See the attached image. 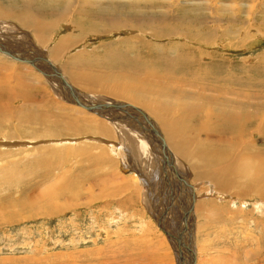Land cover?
Segmentation results:
<instances>
[{
  "label": "rangeland",
  "instance_id": "1",
  "mask_svg": "<svg viewBox=\"0 0 264 264\" xmlns=\"http://www.w3.org/2000/svg\"><path fill=\"white\" fill-rule=\"evenodd\" d=\"M0 27V43L46 55L84 102L140 108L186 182L161 191L149 132L68 103L0 53V264H179L158 225L171 233L176 212L195 264H264V0H0Z\"/></svg>",
  "mask_w": 264,
  "mask_h": 264
},
{
  "label": "bare ground",
  "instance_id": "2",
  "mask_svg": "<svg viewBox=\"0 0 264 264\" xmlns=\"http://www.w3.org/2000/svg\"><path fill=\"white\" fill-rule=\"evenodd\" d=\"M81 1H83V0H81ZM86 1V0H85ZM29 2V1H28ZM27 2V3H28ZM86 5V4H85ZM28 6V5H27ZM26 8V7H25ZM39 8H41V7H39ZM26 9H28V8H26ZM32 9V8H31ZM41 10H43L42 8H41ZM105 10V9H104ZM103 10V11H104ZM111 10V9H110ZM27 11V10H26ZM28 12V11H27ZM13 13V12H12ZM32 13H33V11H32ZM35 13V12H34ZM33 13V14H34ZM1 28V27H0ZM0 35H1V33H0ZM16 46H18V44H16V43H14ZM0 49H5L6 50V52H8L10 55H14V56H16V57H18V58H20L21 60H24V61H21V62H26V63H28V64H31V65H33L34 67H36L43 75H45V76H47V77H49L50 79H52V81H56V82H58V84H59V87H61V92H62V98L63 99H65V101H67L68 103H70V104H73V105H77L78 107L79 106H82V105H86V106H90V105H92V104H95V103H101V102H96V101H89V102H87L89 99H87V101L86 102H84L85 101V99H84V95H83V92L80 90V89H78L77 87H75L74 85H72L71 84V82L68 80V78H66L65 76H64V74H63V72H62V70L58 67V66H56L55 64H53L51 61H50V59L46 56V55H38V54H36L35 56H33L32 54H35V51H32L31 50V55H23V54H21V55H18L17 53H14L15 51H13V49L11 48V46L8 44V45H6L5 43H0ZM29 50H26V52H28ZM1 53V52H0ZM43 57H46V58H44V59H47V61H49L53 66L55 65L56 67H57V69H53L51 66H49V64H47L46 62H42L41 60H42V58ZM32 62H34L33 64H32ZM0 82H2V81H0ZM4 83V82H3ZM9 83V82H8ZM3 85V84H2ZM20 85V84H19ZM19 85H18V87H19ZM57 85V84H56ZM56 85H54L53 84V86H56ZM21 86V85H20ZM56 87H58V85L56 86ZM28 89V88H27ZM5 90H9V92H11V94L10 95H12L13 93H12V89H8V88H6ZM57 90V89H56ZM1 91V90H0ZM153 91V90H152ZM4 93H7V96H9V93H8V91H5ZM25 94H26V92H25ZM65 95V98H64V95ZM24 95V94H23ZM70 95H72V96H74V97H76L77 98V100L79 101V103L78 104H75L73 101H74V98H70ZM5 96V95H4ZM13 96V95H12ZM11 96V97H12ZM11 97H7V98H9V100H11ZM17 97H19V96H17ZM27 98H29V97H27ZM1 99V98H0ZM3 99V98H2ZM25 99H26V97H25ZM29 101V100H28ZM3 104V103H2ZM103 104H112V106H109V107H107V106H105L104 108L106 109V111H108V113L107 112H101V111H98V110H94L96 113L98 112V114L99 115H101L103 118H106V119H108V120H110V121H112V122H114V123H116V127H118L119 126V128L121 129V128H125V129H127V130H130L132 133H134V134H136V135H138V136H140V137H145V139H148L149 138V135H147L146 133L144 134L143 132H140V131H144V132H146V129L142 126V124H141V122H142V118H139V117H134V119H135V121L134 122H132V120H130L131 119V115H130V113L132 114V111L133 112H138V114L140 115V114H142V115H144L145 113L140 109V108H138V107H135V106H133V105H131V104H129V102H122V101H113V102H103ZM151 104V103H150ZM150 104H148V103H144V106H148V108H152L153 106H152V104L150 105ZM114 105V106H113ZM119 106V107H121V109L120 108H118V107H116V106ZM150 105V106H149ZM83 107V106H82ZM3 108V107H2ZM1 109V108H0ZM153 109V108H152ZM151 109V110H152ZM110 110H115V111H118L119 113H120V111H122V110H129V114L126 112V111H123L124 113H118V112H115L114 111V113L112 114V113H110ZM154 111L153 112H158V114H156L157 116H159L161 119H164V116L162 115V113L160 114V109H158V110H156V109H153ZM1 111H2V109H1ZM91 111V110H90ZM23 112V111H22ZM113 112V111H112ZM195 112V111H194ZM20 113V112H19ZM25 114V113H24ZM126 114H128V115H130V116H128V118L126 117L127 115ZM25 116H27V114L25 115ZM100 116V117H101ZM22 117V116H21ZM24 117V116H23ZM192 117V116H191ZM224 117V116H223ZM230 118V117H229ZM228 118V119H229ZM3 119V118H2ZM151 119V118H150ZM239 119V118H238ZM253 119V118H252ZM225 120V119H224ZM246 121V120H245ZM162 122H164V121H162ZM243 122V121H242ZM144 123V122H143ZM154 123V122H153ZM233 123V122H232ZM237 123V122H236ZM70 124V123H69ZM68 124V125H69ZM74 124V123H73ZM72 124V125H73ZM118 124V125H117ZM155 124V123H154ZM234 124H235V122H234ZM67 125V126H68ZM227 125V124H226ZM236 125V124H235ZM64 126V125H63ZM121 126V127H120ZM157 126V125H156ZM230 126H231V124H230ZM234 126V125H233ZM66 127V126H65ZM65 127H63L62 129H66ZM71 127V126H70ZM237 127V126H236ZM78 128V127H77ZM105 126H99V125H96V127H94V129L95 130H97V131H105ZM137 128H140L141 130L140 131H138V129ZM159 128V127H158ZM70 129V128H69ZM24 131V130H23ZM159 131H160V129H159ZM222 131H224V132H227V130L224 128V127H222ZM239 129L236 131L235 130V133L236 134H238L239 132ZM161 132V131H160ZM163 136V135H162ZM1 137V136H0ZM133 140H136L135 138H133ZM162 141H163V143H165V141H164V138L162 137ZM166 144V143H165ZM147 145L149 146V143L147 142ZM147 148H149V147H147L146 146V149L145 150H148ZM169 148L167 147V145H166V150H167V152H169V153H172L171 152V150H168ZM150 151V150H149ZM149 151L147 152V156H145L144 157V161L146 162V163H148V166H150L151 165V163H152V157H151V155H150V153H149ZM1 152V151H0ZM40 152V151H39ZM65 152V151H64ZM151 152V151H150ZM7 153V152H6ZM38 153V152H37ZM58 153V151H56V150H54V149H52V150H50V152H48L47 154H42V156H43V163H44V160H46V159H50V158H52V155L54 154V155H56ZM152 154V153H151ZM173 154V153H172ZM1 155V154H0ZM42 159H39L37 162L39 163V161H41ZM54 160V159H53ZM60 161V160H59ZM66 161V160H65ZM165 161V160H164ZM41 162V163H42ZM166 163V165L164 164V165H162V169H163V176H164V178H165V181H164V184H163V182L161 183V185H160V190L161 191H163L162 190V188H163V186L165 187V185L166 184H168V180L169 181H173V177H174V179H175V177H177V181H178V179H179V182H180V184H183V186H185V184H186V182H185V177H183L180 173H179V171H177L178 170V168H177V163H176V160H175V162H174V164H170V162H168V161H165ZM40 163V164H41ZM47 163V162H46ZM163 163V162H162ZM39 164V165H40ZM45 165H48V164H45ZM49 165H50V161H49ZM41 166H43V165H41ZM151 166H153V165H151ZM155 166V165H154ZM57 166L55 165L53 168L55 169ZM173 171H172V170ZM176 173H175V172ZM166 172V173H165ZM40 177V176H39ZM45 177V176H44ZM147 184V183H146ZM168 186H169V184H168ZM219 186L220 187H222L221 189L222 190H227V184L226 183H220L219 184ZM149 188V187H148ZM175 188V187H174ZM185 187H183V189H184ZM78 191V190H77ZM188 192L190 193L191 192V189L189 188V190H188ZM148 200L150 201V202H152L151 201V199H150V197L148 198ZM158 200H159V196H158ZM195 200H196V195L194 194V193H192L191 192V198H190V200H189V202H190V204H189V206L188 207H186V210H185V215H184V219L185 220H188V219H193V215H194V205H195ZM148 201V202H149ZM154 203H155V201H153ZM152 202V203H153ZM154 203H153V205H154ZM155 205H157V203L155 204ZM170 206V205H169ZM155 207V206H154ZM168 210H169V208H168ZM171 210H172V208H171ZM167 211V209L165 208V210H164V212H162V213H165ZM173 211V210H172ZM173 213V212H172ZM160 214V213H159ZM161 215V214H160ZM159 216V215H158ZM164 216V215H163ZM173 218L174 219H172L171 221V228H173V230H172V232L170 233V231H168V229H166V228H164V226H163V224H162V218H160V220L158 221V225L160 226V228H162L164 231H165V233L167 234V236H168V238L171 240V242H172V246H176V248H175V251H176V257H177V263H179V264H183V262L180 260V258H188V261H189V263H186V264H191L190 263V260L189 259H192L193 260V264H195L196 263V260H195V249L193 248L194 247V242H193V237H192V235H193V232H194V229H193V224L191 223V221H189V222H187L184 226H183V224H182V222H181V220H180V218H179V215L177 214V212L176 213H173ZM162 217V216H161ZM157 221V220H156ZM167 222H168V220H167ZM174 222H175V224H174ZM165 224H167V228H169V225H168V223H165ZM179 232V233H178ZM261 241V240H260ZM178 249H180V250H178ZM180 254L181 255H183L182 257L180 256ZM184 258V259H185ZM186 260V259H185ZM184 263H185V261H184Z\"/></svg>",
  "mask_w": 264,
  "mask_h": 264
},
{
  "label": "water",
  "instance_id": "3",
  "mask_svg": "<svg viewBox=\"0 0 264 264\" xmlns=\"http://www.w3.org/2000/svg\"><path fill=\"white\" fill-rule=\"evenodd\" d=\"M0 51L1 52H4V53H6L7 55H9V56H11V57H13V58H15V59H18V60H21L20 58H18V57H16V56H12V55H10L8 52H6V50L5 49H0ZM44 58H46V57H43L42 58V62H46L47 64H49V66H51L53 69H57V67L54 65H52L49 61H47V59H44ZM21 61H24V60H21ZM34 62H32V64H33ZM70 98H74V103L75 104H78L79 103V101L77 100V98L76 97H74V96H72V95H70ZM83 107H85V108H87L88 110H92V111H94V110H96V109H99V108H102V107H105V106H107V107H109V106H112V104H103V103H95V104H92V105H90V106H86V105H82ZM114 106V105H113ZM116 106V105H115ZM116 107H118V108H120L121 109V107H119V106H116ZM127 115V117H128V114H126ZM144 122V123H143ZM141 124H142V126L146 129V131L147 132H149V134H151L152 135V139H153V141L155 142V144L157 145V147H158V149H159V153H160V155H161V160H162V162H165V161H168V162H170V164H174V162H175V157H174V155L172 154V153H169V152H167V150H166V144L165 143H163V141H162V133L159 131V128L156 126V124H154L153 123V121H152V119H150V117L149 116H147V114H144L143 115V118H142V122H141ZM165 160V161H164ZM172 170V169H171ZM173 171V170H172ZM175 172V171H174ZM176 173V172H175ZM186 259V260H185ZM183 258L182 259V262H183V264H186V263H189V261H188V259L187 258ZM184 261H185V263H184ZM190 263L191 264H193L194 262H193V260L192 259H190Z\"/></svg>",
  "mask_w": 264,
  "mask_h": 264
},
{
  "label": "crops",
  "instance_id": "4",
  "mask_svg": "<svg viewBox=\"0 0 264 264\" xmlns=\"http://www.w3.org/2000/svg\"><path fill=\"white\" fill-rule=\"evenodd\" d=\"M27 53V52H26ZM64 74V73H63ZM65 76V75H64ZM66 77V76H65ZM79 89V88H78Z\"/></svg>",
  "mask_w": 264,
  "mask_h": 264
}]
</instances>
